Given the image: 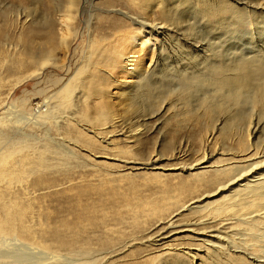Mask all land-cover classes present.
Masks as SVG:
<instances>
[{
    "label": "bare ground",
    "instance_id": "obj_1",
    "mask_svg": "<svg viewBox=\"0 0 264 264\" xmlns=\"http://www.w3.org/2000/svg\"><path fill=\"white\" fill-rule=\"evenodd\" d=\"M49 1L47 0V2ZM129 1L133 2L132 5L141 10L144 21L154 18L157 12L161 16H167L169 8L182 9L191 2L194 5L193 0ZM234 1L239 2L240 0ZM51 2L53 10L57 11L58 17L54 21L47 20L46 24L38 29L24 26V24L21 25L19 31L12 35L17 47L16 52L10 57L7 55V58L2 53L6 51L2 40L9 33H7L8 30L4 24L0 23V58L3 66L2 72H4L0 73V94H5L0 103V264H196L197 261L200 264L204 262H202V258L198 254L202 250H205V256L208 258L221 251L224 254L229 252V260L225 262L226 264H254L251 260L246 261L244 258L232 255L230 251L235 249V247L229 244L227 240L225 243L222 242L223 238L221 240L220 235L212 230V226H207V223L201 226L203 223L200 224L198 215L202 214V210L207 205V202L199 203L202 198L189 199L169 212L171 207L175 205V199L168 195H161L157 198H133L134 200H132L128 197H122L114 190L110 191V198L118 197L124 205L134 207L132 224L136 227L134 231L137 232L135 235L128 237H115V235L109 233L95 237L93 228L97 227L98 219L93 215L94 205L83 200L81 196H76L74 201L69 204L58 202L59 204L52 209V212L45 211L42 205L44 194L55 195L60 192L59 187H61L54 176V178H50L45 175L47 167H51L52 172H59L62 169L68 170L73 165L97 166L99 165L97 162H100L96 160L98 157L119 161L122 167L129 169L145 168L147 166H150V168L157 167L154 165L155 159L160 156V150L158 149L151 151V156L148 158L150 162L139 163L120 157L119 153H126L122 148H119L118 153L117 149L111 150L108 146L103 147L96 140L99 138L102 144L114 145L111 142L109 143L108 136L120 131L119 133L126 136V143H129L131 149L137 153L143 136L141 129L138 128L140 121H133L136 112L133 107L134 101L132 100L133 93L131 90L133 89L130 88L135 87L136 89L140 85H150L151 82L148 78L154 75V70L150 73L146 70V66L141 72L144 64L138 58L140 54L146 56L147 50L152 53V58L156 50L157 52L154 54L158 55L157 53H160L164 48L163 43H159L156 39H154L155 42L147 43L149 42L148 40L153 39V35L161 37L163 41L167 31H178L181 27L185 28L188 21L184 20L186 15H183L180 21L175 22L181 27L178 28L175 25L172 27L171 25L170 27L172 28L167 29V26L161 23V26L159 24L157 26L150 22L148 26L147 22L133 20L137 25L129 24L132 28L130 38L128 32L124 29L126 27L124 21L120 20L117 23H113V15L110 14H121L125 18L132 20L130 16L112 8L106 10L97 8L99 13L97 14L96 27H94V30H90L91 25H86L88 27L86 45L77 61L72 63L70 52L72 44L78 36V31L76 32V28L72 30V22L69 24L67 20L75 21L74 19L79 11L78 1L56 0L55 2L51 0ZM197 4H201L202 9L196 10V12H202L204 15L201 19L205 20L207 17L208 21L215 24L222 25L227 23V25H230L236 23L245 27L246 25L254 26L261 22L264 25V15L260 13L263 12L264 7H261V11L258 12L252 9L248 11L244 8H239L232 3L231 5L234 6H230V3L226 6L220 5L219 2H211L210 0H196ZM228 11L232 15H223L226 12L228 13ZM104 13L105 17L101 15ZM92 15L96 16V13ZM219 15L223 16L220 17ZM104 18L110 19L111 23L106 22L107 25L103 23L102 20ZM25 19L20 20V22H24ZM107 26H109V31H106ZM245 30L244 34L247 33L245 37L248 40L246 41L248 46H246L247 44L244 45L235 54L236 57H230L228 61L226 58L222 61L207 62L206 57L199 55L198 45L193 44L192 49H184L185 57L181 56L180 59L175 57L176 61L174 60L173 64L170 65L168 63L169 65H166L165 72L170 74V76H174V74L177 76L176 74H178L181 80L188 76L199 85L207 84L224 98L225 96L228 97L230 100L228 99L227 101H231V103L233 101L235 104L239 102L241 106L250 110L253 107L259 108L258 105H260L261 109H259L264 116V59L261 57V53H264V36H256V34H251L249 30L246 32ZM70 31L74 33L72 37H70ZM243 41L245 42V40ZM244 42L242 43L244 44ZM59 50L63 51L64 57L69 60V65L59 63L58 57L55 58L53 56ZM19 52L21 58L15 59L14 55ZM248 52L253 53V55L250 53L248 56ZM202 62L209 67V76L203 75V72L202 75L196 74L197 71L201 70L185 75L189 63L200 65ZM179 64L183 69H176ZM48 66L65 68L66 78L55 83L56 85L53 86L50 94L37 103L35 109L26 113L27 128L25 127V131L19 132V128L11 127L9 124L10 119H8L7 115L16 106L14 103L6 101L11 88H8L7 91L3 90V78L19 73L24 76L27 73L33 74L34 72L40 76ZM130 72L133 73L132 77L134 79L132 82L118 78L119 75H125ZM109 86H113L112 91H110ZM177 90L166 91L164 93L166 97L160 100L158 112L149 114V117H153L163 109H168V106L172 103L175 105L174 100L176 98L172 97L171 94ZM146 93L148 92L146 91ZM179 95L181 96V94ZM239 104L236 106H239ZM219 106L220 103L214 108H220ZM186 113L188 115L194 114L196 117L202 115H197L196 110L186 111ZM240 116H238L239 119ZM58 117L61 120H56ZM136 117L138 116L136 115ZM229 117L230 115L228 117L224 116V118L219 120L218 124L224 122L222 130H225V125L228 124V121H231ZM238 118L232 119L233 122ZM243 118L245 119V117ZM243 118L241 120H244ZM18 122L20 123V121ZM251 123L250 120L246 121L247 128L245 132L247 136L249 133L254 135L256 131V126L252 127V129L249 127ZM80 128L93 133V135L86 137L85 134L81 133ZM50 129L59 130L63 135L74 140V142L84 144L86 148H99L103 149V152H92L87 149L96 162L87 161L86 157L68 149H60L51 138L52 136L48 137ZM99 129L102 132H99ZM214 129H217V127H213L207 135H204V139L208 143L213 139ZM39 132H42L43 135H39ZM238 144H244L241 135ZM179 148L180 146L177 147L178 150ZM177 149L176 151L178 152ZM255 150L256 145H252V149L242 147L241 150L230 151L228 154L232 158L225 159L221 164L207 165L206 163L205 165L191 166L190 168L194 169L205 167L206 171L211 172L197 177L194 180V184L207 187L214 184L220 185L223 180L228 179L224 181L221 187L228 188L229 193L223 194L221 199L228 205L252 203L253 201L249 199L250 197H259L264 194V151ZM158 168L164 169L162 167ZM109 170L111 171V169ZM104 175L109 178L108 181L128 176L122 174L113 175L110 172H106ZM70 182H73V180ZM92 183L79 184L77 194L85 193L88 188L101 189L102 182L91 185ZM194 184L189 185L190 188ZM234 185L236 188H234ZM98 206L102 207L99 204ZM143 207H147V217L151 221L150 225H158L160 222L166 223V228L183 225L180 228L181 230H170L166 236L158 233L148 235L149 232L147 231L149 228H146L142 220L139 219L140 217H138V213ZM186 210H188L189 214L191 213L198 217L193 218V220L190 219L192 221L184 219L187 217L184 214ZM179 212L181 213L178 214ZM166 213H168V216L165 217ZM175 214H183L185 216L178 218V221L174 222ZM246 214L248 220L251 218L255 220L248 221L245 219L244 221L248 224H254L259 222L260 219H264V211L253 210ZM245 215L244 217L246 218ZM237 217L239 219V216ZM163 218L165 219L163 220ZM198 224H200V227ZM164 228L162 227L160 230ZM204 229L207 230L204 231ZM180 233L182 235H179ZM171 234L176 235L170 238ZM93 240L97 244V249L92 245ZM144 241L149 245L145 246ZM126 250L128 252L124 253ZM62 251H65V253ZM157 251L161 253L158 255ZM98 254H104V260L100 257L101 255L96 256ZM249 255L251 254L247 256ZM51 257L54 259L47 261ZM258 257L255 258L253 256V258L264 262V257ZM225 259L227 258L225 257Z\"/></svg>",
    "mask_w": 264,
    "mask_h": 264
},
{
    "label": "rangeland",
    "instance_id": "obj_2",
    "mask_svg": "<svg viewBox=\"0 0 264 264\" xmlns=\"http://www.w3.org/2000/svg\"><path fill=\"white\" fill-rule=\"evenodd\" d=\"M54 1L56 2V0ZM77 1L79 11L76 14V17L74 19L75 21L67 20L69 24L72 22L71 29L74 30L76 28V32L78 31V36L75 42L72 44L70 52L73 60L72 63L77 61L86 45V33L88 30V27H86V25H91L90 30H94V27H96L97 14L99 13L97 8L101 10L112 8L115 10H120L121 12L126 13L127 16H130L132 20L125 18L121 14H110L113 15V23H117L120 20L124 21V24L126 25L124 29L128 32L129 37L132 31V28L129 24L135 26L137 24H135L133 20L140 22L144 21V19L142 18L143 14L141 10L132 5L133 2H130L129 0ZM210 1H217L220 3V5L224 6L230 3V6L236 5L237 7L244 8L248 11L252 9L259 12L261 11V7H264V0H240L239 2H236L234 0ZM193 2L194 5H192L191 2L182 9L169 8V13L167 14V16H161L157 12L156 16H154V18H151L152 21L151 19L149 21H144L147 22L148 26L150 22H153V25L159 24V26H161V23L163 25H166L167 29H171L174 25L175 27L178 26V28L181 27V25H177L176 23L182 19L183 15H186L184 20H188L186 22L187 25L185 26L186 29L181 27L180 29H178V31H167L163 41L161 37H157L155 35L152 36V40H148L149 42L147 43L155 42L154 39L158 40L159 43H163V52L161 51L160 53H157L158 55H156L154 54L155 52H157L156 50L153 53V57L151 58L152 53L147 50L146 56L140 54L138 58L139 61L144 64L142 66L141 72H143L146 66V70H148V72L151 73V71L154 70L155 76L153 74V76H149L148 79L151 82L150 85H140L138 86V88L136 87V89L135 87L130 88L133 89L131 90V92L133 93L132 100L134 101L133 107L136 112V114H134L136 119L134 118L133 121H140L138 128L141 129V133L143 136L141 146L138 147L137 153H135L133 149H131L129 143H126V136L122 133H119L120 131L108 136L109 143L111 142L114 145H108L107 143L102 144L99 138H97L96 140V142H98V144L103 147L108 146V148H110L111 150L117 149L118 153L119 148H122L126 151V153H119L120 157L139 163L150 162V160L148 161V158H150L151 156V151L158 149L160 150V156L155 159L154 165L157 167L150 168V166H147L145 168L129 169L124 166L122 167L119 161L106 159L104 157L96 158V160L100 161L97 162L99 163V165L97 166L73 165L70 166V169H62L59 172H52L51 167H47L45 169L46 174H44L50 178L55 177L57 182H59V186L61 185V187H59L60 192L55 195L50 196L45 193L42 198V205L44 206L43 208L45 209V211L52 212V209L59 204L58 202L69 204L74 201L76 196H81L83 200H86L94 205L93 215L98 219L97 227L93 228V235L95 237L104 236L107 233L115 235V237H128L133 234L135 235L137 232L134 231L136 227L132 224V211L134 207L124 205L120 201L121 199H119L118 197L110 198V191L114 190L122 197H128L132 200H134L133 198H157L161 195H168L169 197H173V199H175V205L171 207L169 212L174 210L176 206L183 204L189 199L202 198L200 200L201 202L199 201V203L207 202V205L202 210V214L198 215V217L194 216L191 213L189 214L188 210H186L184 214L187 217H185L184 219H189L188 221H192L193 218L195 219L198 217L200 220V224L203 223V225L201 226H204L206 223L207 226H212V230L215 231L216 234L220 235L221 240L223 238L222 242L225 243L228 241L229 244L235 247V249L230 251L232 252V255H237L236 257L244 258L246 261L251 260V262H253L254 264H264V262L255 259L258 256L264 257V219H260L259 222H256L254 224H248L246 223V221H244L245 219L248 220L247 214L245 215V213L253 210H260L262 212L264 211V194L259 197H250L249 199L253 201L252 203L228 205L224 202L223 199H221V196L223 194L229 193L228 188L225 189L224 187H221L224 184V181L228 179L223 180L220 185L214 184L207 187L200 186L199 184L195 185L194 180L197 177L211 172L206 171L205 167L197 169L190 168L193 165H205L206 163L207 165L221 164L222 161L231 157V155L228 154L230 153V151H234L235 149L241 150L242 147H249L250 149H252V145H256L257 151H264V116L262 111L260 110V105H258L260 109L258 107H253L251 108V110L247 107L245 108L241 106V103L239 104V102H236L235 104L232 101V103L234 104L233 105L231 101H227L229 99L228 97L225 96L224 98L220 95V93L212 90V87L207 84L199 85L195 80L193 81V79H190V77L188 76H186L187 78H183L181 80L178 77V74H176L177 76H175V74L174 76H170V74L165 72L166 65H169L168 63H170V65L173 64V61H176L175 57H177V59H180L181 56L185 57L186 53L184 49H192L193 44L198 45L199 55L206 57L207 62H213L214 60L222 61L226 58V60L228 61L230 57H236L235 54L244 45L247 44L246 46H248V42H246L248 40L245 37V34L247 33L244 34V30L246 29L245 32L249 30L251 34H256V36L261 35L262 37L264 36V25L259 22L255 24L257 27L256 29V27H254L255 25H246L244 27L242 24L236 23L230 25H227V23H223L222 25L215 24L211 21H208L206 16L205 20L201 19V17L204 16L203 13L196 12V10L202 9L201 4L196 5V0H193ZM231 3L234 5H231ZM52 7L53 5L51 0L49 2H47V0L44 2L42 0H0V23L4 24V26L8 30L7 33H9L2 40L4 43L3 46L6 50V54L2 52L4 57L7 58V55L8 57H10L13 53L16 52L17 47L14 43L15 41L12 35L15 32L17 33L19 31L21 25L24 24V26H31L35 29H38L42 27V25L46 24L47 20L54 21L56 17H58L57 11L53 10ZM183 9L184 11H182ZM262 11L263 12L260 13L264 15V9ZM94 13H96V16L92 15ZM101 15L105 17V13ZM223 15L227 16L232 14H230V11H228V13L226 12ZM223 15L219 16L221 17ZM23 19H25V21L21 23L20 20ZM102 21L103 23H111V20L107 18H104ZM171 25L172 27H170ZM182 26L184 27V25ZM127 28H129L130 31L127 30ZM254 28L259 34L255 31ZM235 29L237 32L235 31ZM240 30L243 31L241 32ZM106 31H109V26H107ZM91 33H93V31H91ZM70 35L69 36L72 37L74 33L70 31ZM243 40H245V42ZM242 42H244V44ZM250 53L247 55L249 56ZM251 55H253V53H251ZM263 55L264 53H261L262 59H264ZM14 56L15 59L21 58L20 52L16 53V55ZM53 56L55 58L58 57L59 63L69 65V60H66V57H64L65 55H63L62 50H59L57 54L55 53ZM171 56L172 58H170ZM1 62L2 61L0 58V73H4L2 72L3 66ZM203 63L204 62H202L200 65L187 63L188 65L187 71H185V75H190L191 72L194 73L197 70H201L197 71L196 74L202 75L203 72V75L209 76V67L205 63ZM180 68L182 67L179 64L176 69ZM64 70L65 68H55L48 66L40 76L36 75L34 72L33 74L27 73V76H22L23 74L19 73L17 75H10L3 78V90L7 91L8 88H11V92L6 97V101L8 103H14L16 106L14 109L17 110L15 111L14 109H12V111L8 114L11 117L7 115L8 119H10L9 124L11 125V127L19 128V132L25 131L28 123L26 113L31 112L33 109H35L37 103H39L46 95L50 94L53 86L56 85L55 83H57L58 81H63L66 78ZM132 75L133 73L130 72L125 75H119L118 78H122L125 81L132 82V80L134 79ZM109 89L110 91H112L113 86H109ZM179 89L182 91H180ZM145 90L148 93H146ZM168 90H177L175 93L171 94L172 97L176 98V100H174L175 105L173 103L169 106L166 105L168 106V109H163L153 117H149V114L151 115L153 114V112H158L157 110L159 108L160 100L166 97L164 93ZM179 94H181V96ZM3 95L5 94H0V103L2 102ZM219 103V107L221 109L218 107L217 109L214 108ZM237 104H239V106H241L242 108L236 106ZM190 110H196L197 115H202H198L197 117L194 114L188 115L186 111ZM207 112L209 113L207 114ZM136 115L138 117H136ZM229 115V120H231L232 122L228 121V124L225 125V130H222L224 122L218 124L219 120L224 118V116L228 117ZM242 115L243 117H245V119L242 117ZM238 116H240V119L238 118ZM235 117H237L239 120L236 119L233 122L232 119H234ZM241 117L244 120H241ZM17 120L20 121V123ZM56 120H61V118L58 117L56 118ZM249 120L252 122L249 127L252 129V127L256 126V131L254 135H251L249 133V135L247 136L245 129L247 128L246 121L248 122ZM213 127H217V129H214L213 139L208 143L207 141H205L204 135H207ZM98 131L102 132L100 129ZM81 133L85 134L86 137H91L93 135V133L89 131L87 132L85 129L81 130ZM38 134L43 135L42 132H39ZM48 135V137L52 136L51 138L53 139L55 144L59 146L60 149H68L71 152L86 157V160L90 162L94 160L93 156L87 151V149H90V151L92 152H103V149L101 150L99 148H93V151V149L90 147L86 148L84 144L76 143L74 142V140L63 135L62 132L57 129H50ZM240 135L242 136L244 141V144L242 145L238 144ZM104 136H106V134H104ZM166 145L167 147L165 148ZM178 146H180L179 150L177 149ZM176 149L178 150V152L176 151ZM158 167H162L164 169ZM109 169H111V171ZM106 172H110L113 175L122 174L128 176H126L125 178H120L117 180L111 179L108 181L109 178H106L104 175ZM71 180H73V182H70ZM92 182L94 184L102 182L101 189L95 190L88 188L87 190H85V193H81L80 195L77 194L79 184H87ZM93 183L91 185H93ZM63 184L64 186H62ZM193 184L194 186L190 188L189 185ZM234 188H236V186ZM70 189H73V192ZM98 204L102 205V207L98 206ZM256 204L257 206H255ZM146 208L147 207H143L142 210L139 211L138 217H140L139 219H141L143 224H145V227L149 228V230L147 231L149 232L148 235L158 233L166 236L169 234L170 230L175 231L182 228L183 225L166 228V223L164 222H160L158 225L154 226L150 225L151 221L148 220ZM168 213H166L164 216H168ZM180 213L181 212H179L178 214ZM178 214L174 215V218L176 219L175 220L173 218L174 222L178 221V218L185 216L183 214ZM244 215L246 216V218L244 217ZM237 216H239V219ZM164 219L165 218H163V220ZM250 220L253 219L251 218L248 221ZM200 224H198L199 227ZM162 227L165 228L160 230ZM205 230L207 229H204V231ZM175 235L176 234H171L170 238ZM179 235L182 234L180 233ZM144 243L145 246L149 245L145 241ZM92 245L95 248L97 247L95 240H93ZM150 248L153 249L151 246ZM244 249L247 251H245ZM62 252L65 253V251ZM127 252L128 250H126L124 253ZM156 253L159 255L161 252L157 251ZM198 254L200 258H202V262L204 261L200 264H226L225 262L229 260V252L228 254H224V252L221 251L215 253L213 256H211V258L205 256V250L199 251ZM245 254L251 255H246L248 257L247 259V257L244 256ZM99 255H101L100 257H102L104 260V254H98L96 256ZM253 256L255 258H253ZM225 257L227 259H225ZM249 257H251L252 259ZM51 258H49L47 261H51L54 259ZM62 261L64 262L63 258ZM136 262H138V260H136ZM198 263L199 261H197L196 264Z\"/></svg>",
    "mask_w": 264,
    "mask_h": 264
}]
</instances>
